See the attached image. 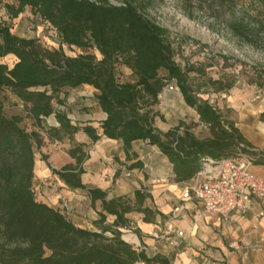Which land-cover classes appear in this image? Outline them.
<instances>
[{
  "label": "trees",
  "instance_id": "16d2710c",
  "mask_svg": "<svg viewBox=\"0 0 264 264\" xmlns=\"http://www.w3.org/2000/svg\"><path fill=\"white\" fill-rule=\"evenodd\" d=\"M27 6L60 33L63 43L94 48L101 57L88 51L68 55L62 46L48 47L36 37L14 33L0 18V58H18L12 67L0 60V264H170L159 256L148 258L122 237L117 226L125 222L123 213L129 209L122 199L107 201L102 190L81 183L79 164L87 144L75 142V134L81 130L92 141L119 140L126 151L136 140L156 145L169 160L176 182L193 180L207 163L223 158L249 157L264 164V149L254 147L233 120L193 93L166 29L146 14L144 4L12 0L4 9L12 20ZM122 67L131 78L121 76ZM172 80L206 131L196 133L184 121L165 131L156 126L153 106ZM85 85L106 113L97 126L75 123L68 115L69 91ZM8 95L20 100L36 128L24 126L22 113H6ZM50 116L58 125L46 122ZM45 137L70 140L68 152L76 163L53 171L68 185L87 188L92 201L101 199L103 210L117 215L113 225H106V214L100 212L93 222L97 229L79 226L61 209L36 198L35 153ZM136 195L145 196L140 190Z\"/></svg>",
  "mask_w": 264,
  "mask_h": 264
},
{
  "label": "crops",
  "instance_id": "0c3cea01",
  "mask_svg": "<svg viewBox=\"0 0 264 264\" xmlns=\"http://www.w3.org/2000/svg\"><path fill=\"white\" fill-rule=\"evenodd\" d=\"M67 100L68 115L75 123L97 126L106 118L95 96L73 95ZM89 106L92 108L85 111ZM54 121V116L46 118L49 124ZM237 126L254 147L264 149V123L256 127ZM74 141L87 144L86 156L79 164L81 183L102 190L107 201L122 199L129 206L123 213L125 222L117 228L126 241L148 258L159 256L170 264H264V217H257L260 201L254 200L246 213L231 212L227 219L207 214L198 202L183 197L187 182L174 181L171 164L156 145L136 140L126 151L119 140L101 137L92 141L81 130ZM71 146L68 139L45 137L36 150V198L61 210L63 202H68L72 208L70 217L79 226L97 229L93 222L100 218V212L106 214L105 224L113 225L117 215L103 210L101 199L92 201L87 188L72 187L53 171L76 163L68 152ZM209 170L217 171L204 167L194 179L204 178ZM251 171L264 176V164L252 162ZM138 190L145 195L143 198L138 199ZM169 226L183 231L185 236L173 234L167 241L153 237V232H162ZM174 239L179 243L175 244Z\"/></svg>",
  "mask_w": 264,
  "mask_h": 264
},
{
  "label": "rangeland",
  "instance_id": "374dc122",
  "mask_svg": "<svg viewBox=\"0 0 264 264\" xmlns=\"http://www.w3.org/2000/svg\"><path fill=\"white\" fill-rule=\"evenodd\" d=\"M122 4L123 0H108ZM144 4L146 14L167 31L175 61L186 70L187 82L193 93L218 108L237 125L254 126L264 123V1L263 0H136ZM0 0V18L7 20L14 33L36 37L48 47L62 46L68 55L85 51L101 54L94 48L83 50L62 42L60 33L27 6L16 18L9 19ZM12 67L18 58L7 54L0 58ZM121 76L131 78L129 69L122 67ZM173 84L178 90H170ZM160 101L153 106L155 123L168 130L184 121L196 133L206 131L195 108L189 106L174 80L167 82ZM90 86L69 91L68 96L93 98ZM63 96V95H62ZM67 96V98H68ZM65 99L68 106V100ZM86 108V109H85ZM85 111L90 108L85 107ZM7 114L22 113L24 126L35 127L25 115L22 103L11 95L5 99Z\"/></svg>",
  "mask_w": 264,
  "mask_h": 264
},
{
  "label": "built area",
  "instance_id": "2783aa9c",
  "mask_svg": "<svg viewBox=\"0 0 264 264\" xmlns=\"http://www.w3.org/2000/svg\"><path fill=\"white\" fill-rule=\"evenodd\" d=\"M170 90H178L173 84L166 85ZM58 125L57 121H54ZM252 158L234 157L212 161L205 167H213L217 171L205 172L204 178H197L186 183L183 197L198 202L207 214H218L227 219L231 212L246 213L254 200L261 203L257 217H264V176L255 175L251 171ZM62 211L70 215L72 208L68 202L62 204ZM184 237L185 233L173 227L162 232H153L159 241L171 240V235ZM174 243L178 244L177 239Z\"/></svg>",
  "mask_w": 264,
  "mask_h": 264
}]
</instances>
